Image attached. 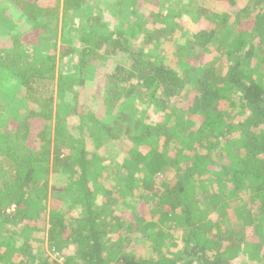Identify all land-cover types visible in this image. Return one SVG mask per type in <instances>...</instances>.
I'll return each instance as SVG.
<instances>
[{
	"label": "trees",
	"instance_id": "1",
	"mask_svg": "<svg viewBox=\"0 0 264 264\" xmlns=\"http://www.w3.org/2000/svg\"><path fill=\"white\" fill-rule=\"evenodd\" d=\"M6 1L30 26L9 43L0 38V264H60L43 240L25 236L46 227L62 264H264V0H210L222 13L189 0L185 21L176 20L180 0H112L113 14L125 3L135 14L149 9L112 31L87 0H63L58 63L76 57L73 71H55L44 50L56 30L51 9ZM12 15L0 5V28L15 26ZM217 36L225 58L205 64ZM109 55L118 62L104 73ZM54 76L52 107L43 83ZM72 115L81 127L84 117L101 125L87 139L106 152L91 153L82 132L70 133ZM52 123L61 140L50 170ZM30 134L38 144H26ZM112 144L125 156L112 155ZM49 171L63 187L47 218L29 192L45 189ZM170 241L179 247L161 252Z\"/></svg>",
	"mask_w": 264,
	"mask_h": 264
},
{
	"label": "rangeland",
	"instance_id": "2",
	"mask_svg": "<svg viewBox=\"0 0 264 264\" xmlns=\"http://www.w3.org/2000/svg\"><path fill=\"white\" fill-rule=\"evenodd\" d=\"M179 4L181 5V7L179 6L180 9H182V14L184 15L183 17L177 18V21H181V19L187 20L188 18V14L186 13L188 11L185 10L187 4H189L190 6V1L189 0H180L178 1ZM62 3L63 0H40L39 4L42 6H48L51 9V14H55L56 15V21L53 22V24H55V32H52V34H48L46 35V38L48 39L46 41V43L44 44V50L46 52H48L51 55L55 56V71H58L60 69L65 70V67H69L70 71H73V66L74 64H76V57L73 58V60H68L69 58L63 57L62 59V63H65L64 66H60L58 61L60 60L59 56H60V52L61 49L66 47V44L64 43V29H61V19H62V15H61V9H62ZM114 1L112 0H108V2L106 4L102 3H97L96 0H87V5H85V8L87 10H89V12L91 13V17H99L100 18V22L104 25L105 30H116L118 28H121L123 30H125L126 28H128L129 24H132L135 21V18H137L139 15L140 16H146L148 10L145 8H141L139 10V12L137 11V14H135L133 7L131 6V4L127 5L126 3L123 4L121 7H118L117 10L114 11V14L111 11V7L113 5ZM166 5H171L172 8L177 9V4L171 1H168L167 3H164ZM163 4V5H164ZM0 5L1 7H9L10 8V13H12L13 15L11 16V21L13 23L12 29H10L9 27H1L0 28V38L9 43L10 42V35H14L13 32L15 31H20L23 30L25 31L27 28H29V23L27 22V20L22 17V18H17V17H13L14 14L16 13V6L15 3L14 4H9V2H7L6 0H0ZM196 6H201V7H205L208 8L210 10H216L218 12H223L224 11V7L221 6L220 4H217L216 2L210 1V0H197L196 1ZM191 9V8H190ZM54 10V13H53ZM159 12H162V6L161 9L159 10ZM139 13V14H138ZM85 15L81 16V20H86L85 19ZM144 18V17H141ZM75 26L78 27L79 26V20L76 19L75 21ZM201 22V23H200ZM189 23V22H187ZM187 23H183L180 26L181 27H185L189 29V25ZM200 23V24H199ZM199 25L202 27L207 26L208 28V24H205L203 21H199ZM52 24V25H53ZM122 26V27H121ZM195 26V25H194ZM211 27V26H209ZM195 27H191L190 30H194ZM219 36L215 37L214 39V43L209 47V51L205 53V58H204V62L205 64L209 61V60H214L215 63H217V65H219V63H221V60L225 57H223L221 54V52L224 50V48H226V43L227 41L225 39H218ZM76 38V32L73 31L72 34H70L69 39L73 40ZM220 38V37H219ZM73 44H71L74 47L79 48L81 45L79 42L75 40H73L72 42ZM168 42L164 45H161L158 50H162L164 49V47L167 48ZM25 49L30 48V47H24ZM168 49V48H167ZM166 49V50H167ZM103 63L101 65L98 66V69L104 71V73L109 72L113 66L115 65V63H117L118 61H115L111 58V56L109 55L108 57H106V59H103L102 61ZM208 64V63H207ZM67 65V66H66ZM225 70V69H224ZM65 72V71H64ZM96 73L98 75L103 74V73H99L98 71H96ZM224 73V71L221 72ZM57 76V74H55ZM44 84V88L43 90L45 92H47V97L48 99L51 101L52 103V107H54L55 101H56V77L54 76L53 81H46V83ZM240 119V118H239ZM80 120L79 117H77L76 115H72L70 117H67L66 121H67V127L69 129V131H71L70 133L76 137V139L82 137L81 133H83V137L85 139H87L88 136L90 137H96L99 134V130L101 129V125L98 124L95 120L91 119V118H87L84 117L83 118V127H81L80 125ZM229 122H235L234 119L230 120V118H228ZM12 126V125H10ZM81 127V129H80ZM49 136L51 138L50 140V150L48 151L49 155L47 157H45L43 160H45L47 162V164L50 166V170H51V163H52V159L54 156V151L53 149L56 148L57 143L60 142V138H58L57 133H56V129L54 127V124H51V131L49 133ZM87 143L89 144V148H87L91 153H94L96 151V153H103L106 152V150L104 148L99 149V145H96L94 140H90L87 139L86 140ZM26 144L31 146L33 144H38V142L34 139V137L30 134L27 138H26ZM62 146V145H61ZM59 147V146H58ZM112 149V150H111ZM109 149L112 152V155L116 154L117 157H123L125 156L124 150H123V146H119V144H112V148ZM2 168L6 169L7 168V164L3 161H0V170H2ZM113 173L112 172H108L107 177H112ZM63 187V183L60 181L59 177L57 178V176H55L53 174V172L49 171L48 173V182L47 185L45 187V189H41L39 191L36 190H32L29 192L30 195H37L38 194V204L40 205L43 214L48 218V216L50 215V213L55 210L58 206H60L59 204H61L60 200V196L57 195V192L55 191V189L61 190ZM244 198V197H243ZM64 202V201H63ZM62 202V203H63ZM249 204V203H248ZM236 207V204L234 205ZM47 226V225H46ZM46 229L45 231H41V232H35V233H29L27 232L25 234V236L27 235L29 240H43V243L41 241H35L33 242V246L34 248H37L41 245L43 246V249L46 250L47 254L57 263L62 264L63 260L62 257L59 256V253L57 250L55 249H51L49 250V245L47 242V235H46ZM134 237V236H133ZM15 238V237H14ZM25 238V237H24ZM131 243H134L131 242ZM170 242H165L164 246H162L160 248L161 252H166L168 249H171L172 251H175V245H170ZM144 247L146 246V243L141 244ZM157 245V244H156ZM179 247V244H177V247ZM151 250H149L148 252L150 253ZM237 264H244V262L239 261V263L237 262Z\"/></svg>",
	"mask_w": 264,
	"mask_h": 264
}]
</instances>
